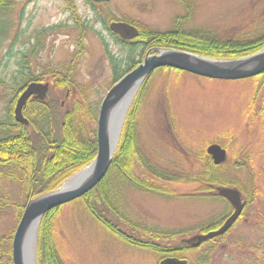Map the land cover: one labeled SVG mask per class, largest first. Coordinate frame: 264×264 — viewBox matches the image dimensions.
Returning <instances> with one entry per match:
<instances>
[{
  "label": "rangeland",
  "instance_id": "obj_1",
  "mask_svg": "<svg viewBox=\"0 0 264 264\" xmlns=\"http://www.w3.org/2000/svg\"><path fill=\"white\" fill-rule=\"evenodd\" d=\"M18 2L14 27L0 51V74L5 81L0 85V119L6 116L8 104L16 96V87L22 82V68L29 69L27 72L71 69L78 86L99 111L106 92L113 85L114 66L108 51L119 60L120 68L126 67L128 55V49L122 50L115 43L104 22L127 19L139 29L147 27L166 32L184 28L227 37L251 36L264 29V0H190L186 5L179 0H107L96 3L95 9L87 0ZM152 48H173L216 60L247 56L211 57L190 47L154 46L146 51L142 61ZM136 57H139L138 52ZM24 59L29 61L30 67L23 66ZM256 76L222 80L173 69L156 72L137 121L139 143L149 161L158 168L179 172L193 166L191 156L201 147L221 143L228 152V169L240 182L248 179L249 172L233 168L235 156L242 162L246 154L252 157V171L257 172V185L264 191V121L255 117L258 108L251 106L256 93ZM74 89L71 100H83L81 90L77 86ZM122 132L123 128L114 156ZM136 169L140 175L147 174L145 168ZM201 186L189 182L171 184L169 188L174 195L165 197L121 184L117 186L115 198L136 226L127 225L107 210L106 214L139 239L153 240L155 235L137 224L148 229L180 232L165 241L171 245L180 241L186 243L200 233L192 228L226 210L224 201L204 197L207 193ZM3 191L17 204L24 203L28 196L20 181L6 179ZM247 212L248 217L238 222L227 242L214 255L212 264H245L244 258L249 255L248 241L264 242V197L254 200ZM18 215V207H7L1 214L0 231L10 233L17 227ZM42 219L31 246L33 264H39L36 254ZM54 234L64 264H159L161 260L158 254L132 246L110 233L77 199L61 206ZM241 237L244 238L242 243L239 242Z\"/></svg>",
  "mask_w": 264,
  "mask_h": 264
},
{
  "label": "trees",
  "instance_id": "obj_2",
  "mask_svg": "<svg viewBox=\"0 0 264 264\" xmlns=\"http://www.w3.org/2000/svg\"><path fill=\"white\" fill-rule=\"evenodd\" d=\"M18 7V0H0V51L12 32L15 24L13 16ZM23 11L22 8L21 12L23 13ZM123 20L135 24L127 19ZM78 23L79 21H77ZM104 24L112 34L115 43L122 50L128 49L126 67L120 68L119 60L114 59L105 44L114 66L113 85L139 64L146 51L154 46L181 49L190 47L204 55L222 58L249 55L264 47V29L251 36L227 37L215 32L189 31L184 28L159 32L142 27L136 39L123 40L109 29L107 22ZM137 52L139 57H136ZM23 63L25 67L29 61L24 59ZM1 67L0 60V73ZM28 67L30 65L26 68ZM166 69L180 71L171 67H161L153 71L146 79L126 116L119 149L113 157L106 176L96 187L77 200H80L87 211L110 233L132 246L158 254L161 260L167 257H178L186 259L187 264H212L214 255L227 242L238 222L248 217L247 209L254 200L264 197V191L257 185V172L252 171V157L246 154L245 160L242 162L237 161L235 156L233 168L235 170L243 169L245 173L249 172L248 179L240 182L233 172L229 171L227 161L219 165L214 164L206 150L210 143L201 147L191 156V158L193 157V166L183 171L175 172L158 168L155 163L149 161L139 143L137 121L152 76L156 72ZM26 70L29 71L24 68L20 70L22 82L16 87V96L10 100L6 116L0 119V218L2 212L12 206L18 207L20 220L30 198L57 189L71 175L92 161L97 154L98 106L88 100V94L78 86L71 69L66 67L64 71H58L55 68H47L40 72L33 70L27 72ZM256 77V93L251 106L255 105L258 108L255 117L264 121V72ZM45 79L50 82L46 99L31 97L23 110L29 123L17 122L14 118V107L18 96L30 82H44ZM4 84L5 81L0 74V85ZM76 86L83 93V100H71ZM62 102H64L63 106ZM136 168L147 169V174L140 175ZM6 179L24 183L28 195L24 203L12 202L4 193L3 182ZM182 182L201 184L202 191L207 193L203 195L204 197L218 198L226 203V210L221 215L202 221L192 228L194 231L204 233L215 229L231 213L232 205L216 191V187L220 185L237 187L242 196L245 195L243 199L246 206L241 217L226 234L211 238L198 247H192L183 241L176 245L165 241L168 238H175L180 232L148 229L146 226L137 224L139 228L147 229V232L155 235L153 240L139 239L122 229L106 214L107 210L113 217L123 220L127 225L136 226L135 222L123 212L115 198L118 185H130L143 192L157 193L168 197L174 195L169 186ZM60 209L61 206L54 208L42 219L38 231L36 254L39 264H64L54 234V225ZM15 229L16 227L10 233L0 231V264H14L12 242ZM243 239L241 237L239 242L242 243ZM246 246L249 255L244 258L245 264H264V242L248 241Z\"/></svg>",
  "mask_w": 264,
  "mask_h": 264
},
{
  "label": "water",
  "instance_id": "obj_3",
  "mask_svg": "<svg viewBox=\"0 0 264 264\" xmlns=\"http://www.w3.org/2000/svg\"><path fill=\"white\" fill-rule=\"evenodd\" d=\"M109 28L123 40L135 39L140 33L137 26L126 21H113ZM161 67H171L213 79H243L264 72V48L235 60H216L173 48L149 50L144 60L116 82L102 100L97 123L98 151L93 162L57 189L31 198L26 203L13 236L14 264H33L34 256L31 246L37 235L38 225L46 213L82 197L105 177L118 147L121 131L133 100L150 74ZM48 90L49 82H30L17 99L14 108L15 120L28 124L29 120L23 111L26 103L32 96L41 100L46 99ZM206 150L216 165L228 159L227 150L219 143L209 144ZM217 193L225 198L233 209L217 228L197 233L187 239L186 243L192 247H198L211 238L226 234L239 220L245 209L246 203L237 187L219 186ZM159 264H187V260L167 257Z\"/></svg>",
  "mask_w": 264,
  "mask_h": 264
},
{
  "label": "flooded vegetation",
  "instance_id": "obj_4",
  "mask_svg": "<svg viewBox=\"0 0 264 264\" xmlns=\"http://www.w3.org/2000/svg\"><path fill=\"white\" fill-rule=\"evenodd\" d=\"M89 4H91V6H93V8L95 9V4L96 3H99V2H105L107 0H103V1H96V0H87ZM181 1L182 3H185L188 4L190 2V0H179ZM188 10V9H187ZM75 18V17H74ZM76 20V18H75ZM77 21H79V19H77ZM117 21H126V20H117ZM113 22V21H112ZM105 23V22H104ZM110 25V24H109ZM139 28V27H138ZM140 30V29H139ZM116 34V33H115ZM118 35V34H117ZM119 36V35H118ZM120 37V36H119ZM121 38V37H120ZM49 87H50V84H49Z\"/></svg>",
  "mask_w": 264,
  "mask_h": 264
}]
</instances>
